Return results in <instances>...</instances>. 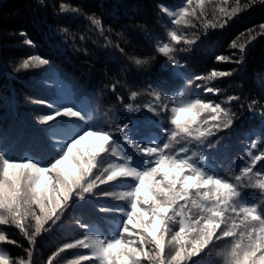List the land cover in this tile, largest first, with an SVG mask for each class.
<instances>
[{"label":"snow or ice","instance_id":"1","mask_svg":"<svg viewBox=\"0 0 264 264\" xmlns=\"http://www.w3.org/2000/svg\"><path fill=\"white\" fill-rule=\"evenodd\" d=\"M186 5L178 12H168L174 17L172 24L188 25V18L204 15L205 0H186ZM238 8H232L231 13L223 7L219 11L231 18ZM67 10L61 5V12ZM89 19L98 27L102 25L95 16ZM167 35L170 42L158 45L157 51L182 69L184 65L174 56L175 45H191L195 40L176 30ZM23 43L33 45L31 39ZM231 47L246 54L244 44L233 42ZM130 59L138 68L148 63L147 58ZM216 59L242 62L224 55ZM47 65L49 59L33 54L16 70ZM230 75V71L214 69L206 75L187 77V91L180 88L171 93L148 85L145 92L152 100L143 107L160 118L148 121L155 129L150 135L140 134L135 122L100 127L90 111L75 103L33 100L49 109L36 120L51 129L50 148L46 156L18 157L0 147V225H15L30 245H35L36 237L57 227L69 210L94 202L92 212L104 214V226L95 220L76 219L79 236L63 243L47 264L72 249L88 252L68 259L67 264H201L210 246L226 238H231L230 248L223 253L226 264H264V144L257 146L252 141L256 150L248 149L236 175L222 174L205 152L219 143V132L233 126L237 114L231 103L240 97L230 95L227 101H214L207 94L219 95L218 89L194 82ZM115 88L112 85L113 91ZM139 95L131 91L129 99L135 101ZM224 103L229 106H222ZM256 107L262 111L257 112ZM124 108L134 113L141 106L127 103ZM248 109L254 116L264 117V106L258 101L252 100ZM247 190L258 191L249 198ZM105 199L114 202L99 203ZM29 218L34 220L31 234L25 224ZM169 236L168 243L175 251L166 257ZM0 242L16 244L2 230ZM26 251L28 261L21 259L19 264H31V250ZM0 264H10L9 257L0 253Z\"/></svg>","mask_w":264,"mask_h":264},{"label":"trees","instance_id":"2","mask_svg":"<svg viewBox=\"0 0 264 264\" xmlns=\"http://www.w3.org/2000/svg\"><path fill=\"white\" fill-rule=\"evenodd\" d=\"M61 5L68 10L61 12ZM215 5L228 13L238 5L239 8L229 18L217 14ZM181 6H187L186 0H0V147L18 157L48 154L51 129L40 125L36 117L49 109L32 102L38 99L75 103L90 111L100 127L115 128L124 123L131 126L135 122L140 134L150 135L155 129L148 121L160 118L143 107L152 100L145 92L148 85L168 93L180 88L187 91V77L206 75L215 69L232 75L194 83L218 89L219 95L207 94L214 101H227L230 95L240 97L231 103L237 114L233 126L219 132L216 144L232 155L231 167L238 174L248 149L256 150L252 141L257 146L264 144V117L254 116L248 109L252 100L264 106V0H205L204 15L200 16L201 10L197 9L199 19L190 17L188 25H174V17L168 12H178ZM91 16L101 19L102 25H94ZM171 30L195 40L191 45H175L174 56L184 65L182 69L157 51L158 45L170 42L167 33ZM22 32L27 35L21 36ZM25 39H31L33 45H25ZM233 42L244 44L246 54L241 55L238 47L232 48ZM33 54L49 59L50 65L17 71L23 59ZM219 55L242 62L217 61ZM130 57L147 58L148 63L138 68ZM112 85H116L115 91ZM131 91L140 93L135 101L129 99ZM127 103L141 108L128 113L124 108ZM256 111L262 109L256 107ZM205 152L227 175L214 150ZM251 192L247 196L255 197ZM93 203H81L69 210L57 227L36 237L35 245H30L15 225H0V230L16 241L0 242V253L9 257L10 264H19L21 259L28 261L29 249L31 264H47L63 243L79 236L76 219L95 220L104 226V214L93 213ZM25 224L31 234L34 220L29 218ZM174 228L178 230V225ZM81 252L86 254L88 250H67L56 256L53 264H67Z\"/></svg>","mask_w":264,"mask_h":264},{"label":"rangeland","instance_id":"3","mask_svg":"<svg viewBox=\"0 0 264 264\" xmlns=\"http://www.w3.org/2000/svg\"><path fill=\"white\" fill-rule=\"evenodd\" d=\"M215 9L217 10V14H221L219 11V7L215 5ZM219 136V133L217 134ZM214 153L221 159L222 164L221 168L227 175L231 173L232 175H236L237 173L234 172V169L231 167L232 164V155L228 154L226 150L222 149L221 147L218 149V146L215 145L212 147ZM253 193H252V192ZM258 191V190H256ZM256 191L247 190V192H251L252 195H256ZM38 210V209H37ZM195 213V210H194ZM169 237H166L165 241V255L166 257H170L171 254H174V247L168 243ZM231 245V238H226L223 241L216 242L214 246H210V251L208 255L202 256L201 260H204V264H226L225 257L223 253L230 248ZM220 253V255H218ZM148 264V262H147Z\"/></svg>","mask_w":264,"mask_h":264},{"label":"bare ground","instance_id":"4","mask_svg":"<svg viewBox=\"0 0 264 264\" xmlns=\"http://www.w3.org/2000/svg\"><path fill=\"white\" fill-rule=\"evenodd\" d=\"M60 56V55H59ZM68 67V66H67Z\"/></svg>","mask_w":264,"mask_h":264}]
</instances>
